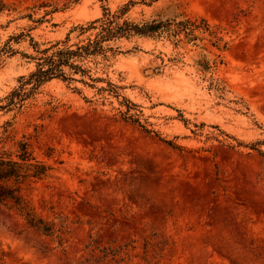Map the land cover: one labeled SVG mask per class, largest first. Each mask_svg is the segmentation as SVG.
I'll return each mask as SVG.
<instances>
[{
	"label": "rangeland",
	"instance_id": "rangeland-1",
	"mask_svg": "<svg viewBox=\"0 0 264 264\" xmlns=\"http://www.w3.org/2000/svg\"><path fill=\"white\" fill-rule=\"evenodd\" d=\"M6 1L17 10L0 13V47L15 52L0 59V103L36 69L35 41H81L93 31L77 25L130 0H49L44 21L52 5ZM134 1L136 21L203 15L220 47L208 32L122 38L106 80L54 78L0 108V141L26 139L55 165L34 202L61 228L0 205V264H264V0Z\"/></svg>",
	"mask_w": 264,
	"mask_h": 264
},
{
	"label": "trees",
	"instance_id": "trees-1",
	"mask_svg": "<svg viewBox=\"0 0 264 264\" xmlns=\"http://www.w3.org/2000/svg\"><path fill=\"white\" fill-rule=\"evenodd\" d=\"M134 0H130L117 10L104 6L103 14L91 20L87 25H77L82 33L92 30L85 39L68 44L67 41H59L50 46L41 48L38 42H34L38 56L37 67L29 75H21V85L12 90L6 96L7 102L0 103V108L23 105L24 101L32 96L43 84L54 79L81 80L87 84L89 78L96 81H104L105 77L97 75L99 69H107L112 56L118 54L120 46L116 45L122 38L133 36H149L154 38H169L175 44H180L184 39L194 40L202 38L200 32H208L216 40L214 45L220 47L222 37L213 28L203 15L193 17L180 14L175 17H155L143 21H136L126 17ZM47 8L44 14L34 19L46 20L49 14L58 10L57 6L49 0H41L40 6ZM15 11L14 2L0 0V13ZM33 17V14H27ZM15 36L10 38L13 39ZM69 39V38H68ZM15 49L10 41L0 47V59L6 53H14ZM75 74H80L76 77ZM120 86L108 80L107 86L100 89L120 96ZM1 101V100H0ZM124 111L125 117L138 121L133 114L128 115L131 106ZM147 129V128H146ZM148 130V129H147ZM10 136H5L8 139ZM0 141V205L14 211L26 226L36 228L47 235H54L61 228L54 219L43 215L34 202V191L44 180L56 176V167L53 163L39 157L31 143L26 139L16 142L14 148L7 147L6 140ZM169 143H174L171 140ZM177 145V144H175ZM43 207L53 210L46 199H43ZM63 241V237L60 238Z\"/></svg>",
	"mask_w": 264,
	"mask_h": 264
}]
</instances>
